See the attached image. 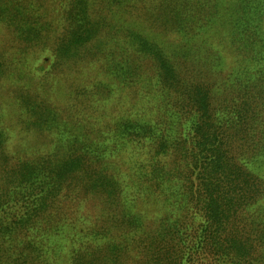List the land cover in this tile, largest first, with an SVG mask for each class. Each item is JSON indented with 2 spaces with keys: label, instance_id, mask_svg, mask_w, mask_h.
<instances>
[{
  "label": "trees",
  "instance_id": "obj_1",
  "mask_svg": "<svg viewBox=\"0 0 264 264\" xmlns=\"http://www.w3.org/2000/svg\"><path fill=\"white\" fill-rule=\"evenodd\" d=\"M63 1L54 23L30 13L22 0H0L17 38L49 43L39 28L60 35L54 41L62 61L81 81L76 94L90 99L49 114L39 97L31 101L19 93L21 122L51 138L47 154L54 157L17 158L18 165L0 174V264H53L49 242L58 241L62 225L52 221L69 212L80 214V221L94 218L96 235H129L123 252L122 243L106 249L112 264L256 263L255 253L264 246V181L254 172L264 164V125L258 122L264 54L255 53L264 45L261 31L256 36L264 0H175L164 15L182 36L169 43L165 26L142 23L130 12L134 0ZM226 47L238 52L234 63ZM138 58L150 71L140 88L159 91L162 117L122 111L108 115L105 130L90 126L89 118L105 117L98 106L109 102L116 84L134 87L129 74L142 72L129 62ZM77 104L89 113L78 112ZM136 147L147 154L144 159L112 160L132 157ZM167 156L174 160L171 167L164 163ZM173 181L178 192L184 185V199L171 196L173 191L166 198L180 200L175 207L189 211L186 221L173 214L149 220L139 205L143 194L150 199ZM63 251L62 245L55 255L59 264H95L86 250L75 249L72 261L63 260Z\"/></svg>",
  "mask_w": 264,
  "mask_h": 264
},
{
  "label": "rangeland",
  "instance_id": "obj_2",
  "mask_svg": "<svg viewBox=\"0 0 264 264\" xmlns=\"http://www.w3.org/2000/svg\"><path fill=\"white\" fill-rule=\"evenodd\" d=\"M13 1L18 2L21 0ZM24 2L28 6L30 13L34 12L39 15L38 18L46 21L53 20L54 23L60 19L58 11L64 3L63 0H22V3ZM131 3L133 5L130 8V12L135 14L140 22L143 23L144 21L151 20L157 25L156 28L165 26L163 31L166 33L165 39L168 40V43L170 41H177L182 36L181 30H177L173 24L174 19L164 15V9L169 12L171 8L174 9L176 5L175 0H134ZM42 14L46 15L42 16ZM4 16L5 10L0 9V61L3 62V69L0 73V174H4L9 167L18 165L19 163L17 164L16 162L17 158L23 159L24 156L28 157L33 154L36 155L35 157L41 156V158L54 157L53 154H47L51 145V138L45 139L44 134L27 130V124L21 122L22 112L19 109V93L27 94L26 98L31 101L39 97L42 107L49 114L57 111L59 108L63 110L74 109L77 101L86 104V100H90L88 99L89 97L85 98L83 95L78 96L76 94V88L81 85V81L76 71H73L62 61L59 52L60 45L58 46L60 35L39 28L37 30L42 31L40 34L50 42L46 41L44 44H36L33 41L25 42L17 38L16 27L14 24L6 22ZM116 27L118 28V26ZM259 28V31H256V36L257 34L260 36L261 31L262 42L264 43V17L260 21ZM158 34L159 30L157 29ZM54 38L58 41L57 43H55ZM62 45L63 41L61 42ZM224 52L229 57V60L233 61L232 63L237 61L235 56L238 52L236 50L226 47ZM255 53L257 55L259 53H261L260 55L264 54V45L261 44V48L258 46ZM135 55L131 57L135 59ZM129 63L131 68L140 66L141 76L136 75L138 73L137 70L129 74L133 75L130 79L134 87L131 88H122L116 84L113 93L109 97V102L107 101L104 107L102 105L98 106L99 111L97 113H105V117L97 116L89 118L88 124L90 126L105 130L103 123L108 122V115L111 114L110 118L113 116L117 117L122 111L147 115L148 117L152 115L151 119L162 117L163 113L159 106L161 99L157 94L159 91L156 88L155 90L145 87L140 88L143 85L140 81L146 79L147 73H150V71L146 72L142 69L143 67H147L146 63L142 62V59L139 58L137 62L132 61ZM95 65V71H97L99 67L98 64ZM261 65L264 67V59L261 61ZM98 77L99 73H95L94 78ZM75 97L85 98L83 99L85 101L74 100ZM76 109L80 113H89L86 108L78 104L76 105ZM258 122H262L264 125V110L261 112V118ZM260 140L264 148V136ZM132 152L136 155L133 154L131 157V155L125 153L117 157L113 156L112 160L114 162L120 160L125 164H129L133 158L136 159V156H141L142 159H144V156H147L140 147H136ZM4 160H7V163H4ZM164 163L167 167L175 164L173 158L169 156L165 157ZM259 166L255 165L254 172L260 178L258 181L262 182L264 181V164ZM249 168L252 169V166L249 165ZM177 172L178 170L174 169V173ZM180 177L181 175H178L179 179ZM181 181L183 184L184 181ZM183 190L184 185L182 190L178 192L176 181H173L172 187L156 190L150 199L147 198V194H143V200L139 201V205L143 206L142 209L145 211V214L150 215L149 220H155L166 214H173L174 216L179 215L183 217L186 221V212L189 211H181L177 209V206L175 207L180 200L184 199L183 197L181 198ZM171 192V196L178 194L181 199L170 201L166 196ZM160 201H162V204ZM79 215L76 213L70 214L69 212L65 219L57 216L52 221V224L58 222L62 225L59 230L60 232L55 237L58 241L54 244L49 242L48 250L53 257V264L60 263L56 257L60 253L62 245L64 246L62 253L64 261H72L76 257L74 250L78 249V251L86 250L88 252L86 257H91L92 262L95 264H112L113 260L111 256L108 258V255H105L110 254L106 252V249H116L115 246L122 243L129 235L122 234L124 238H121L120 231L114 232L112 230L110 232L102 230L96 235L95 230L100 226L95 220L92 221L94 218L90 221H80ZM51 219L53 220L54 216ZM91 231H94V233ZM19 235L21 239H25L23 233ZM61 235L62 237H60ZM128 246L132 248L131 243ZM126 247L127 244L125 242L122 243V252ZM258 249L259 251L255 253L258 261L254 264H264V246ZM62 263L64 262L62 261Z\"/></svg>",
  "mask_w": 264,
  "mask_h": 264
}]
</instances>
